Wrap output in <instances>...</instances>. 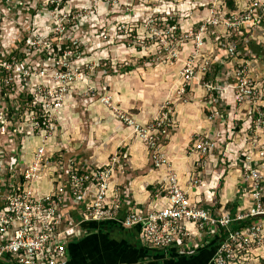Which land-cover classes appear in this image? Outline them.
Returning <instances> with one entry per match:
<instances>
[{"label": "rangeland", "instance_id": "374dc122", "mask_svg": "<svg viewBox=\"0 0 264 264\" xmlns=\"http://www.w3.org/2000/svg\"><path fill=\"white\" fill-rule=\"evenodd\" d=\"M263 25L264 0H0V121L50 119L101 165L115 156L122 190L149 176L165 195L170 174L232 205L246 157L264 181Z\"/></svg>", "mask_w": 264, "mask_h": 264}, {"label": "built area", "instance_id": "2783aa9c", "mask_svg": "<svg viewBox=\"0 0 264 264\" xmlns=\"http://www.w3.org/2000/svg\"><path fill=\"white\" fill-rule=\"evenodd\" d=\"M64 135L50 119L11 132L0 121V264H65L69 244L84 236L89 223L135 229L144 249L163 253L194 252L218 238L207 264L264 260V181L250 157L240 170L234 210L204 208L170 174L165 195L136 204L116 183L122 167L115 156L101 165L79 145L65 144ZM31 140L37 144L30 146ZM193 148L201 155L211 152L202 140ZM259 156L264 160V152ZM154 166L160 169L164 161ZM250 219L254 223L240 228Z\"/></svg>", "mask_w": 264, "mask_h": 264}, {"label": "crops", "instance_id": "0c3cea01", "mask_svg": "<svg viewBox=\"0 0 264 264\" xmlns=\"http://www.w3.org/2000/svg\"><path fill=\"white\" fill-rule=\"evenodd\" d=\"M148 177H144V181L140 183L129 181L128 187L122 190L127 192L136 204L151 201L153 196L149 193L151 188L146 187L147 184H152L146 183ZM214 182L210 183L213 188L216 186ZM217 200L213 192H205L204 203H201V206L229 209L236 204V200L232 205L231 199L224 201V204ZM84 233L78 242L69 244L65 264H207L215 252L211 243L213 239L206 246L194 252L179 253L171 249L163 253L144 249L139 243L135 229H123L116 225L98 226L91 231L85 229Z\"/></svg>", "mask_w": 264, "mask_h": 264}, {"label": "trees", "instance_id": "16d2710c", "mask_svg": "<svg viewBox=\"0 0 264 264\" xmlns=\"http://www.w3.org/2000/svg\"><path fill=\"white\" fill-rule=\"evenodd\" d=\"M67 0H64V2H66ZM227 5H228V7L229 8H232V6H233V4H232V2H230V1H228L227 2ZM253 17H254V19L253 20H255L256 21V23H258V24H260V21H258L257 20V15L254 13L253 14ZM262 24V23H261ZM264 26V25H263ZM241 28V27H240ZM243 29V28H242ZM238 33H241L240 32V30L238 31ZM240 36H242V34H240ZM248 45V44H247ZM251 46H253V45H251ZM53 48V50L52 51H57V49L60 51L61 49L63 50V47H58L57 49H56V47L55 46H53L52 47ZM18 51H16L15 53H11V55H8V58L9 57H12V56H16L17 58H18V60L19 61H21V60H24V57H22L19 53H17ZM60 53V52H59ZM218 69V68H217ZM127 70H129V69H127ZM210 76L207 74V73H205L204 74V78H205V80H207L208 78H209ZM211 79H213V77H211ZM25 95L24 94H22V95H19V98L20 97H24ZM25 101L26 102H29V104H31L32 103V97H30V96H27V97H25ZM12 130H10V132H11ZM18 143V145L20 146V143L19 142H17ZM87 155H90V153H88ZM235 204L234 205H232L231 206V208L234 210V208H235ZM254 219H250V220H248L247 222H246V224H241L240 225V228H242V227H244V226H246L247 224H252V223H254ZM98 226H113V224H108V223H101V224H87V225H85V229L86 230H88V231H91V230H93L95 227H98ZM118 227V226H117ZM219 240L220 239H218V238H214L213 240H212V245L214 246V250H216V248H217V246L219 245ZM76 243V242H75Z\"/></svg>", "mask_w": 264, "mask_h": 264}]
</instances>
